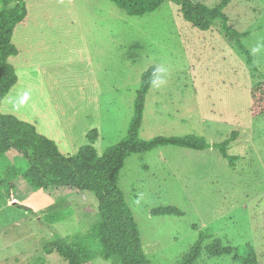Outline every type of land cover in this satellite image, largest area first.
<instances>
[{
    "label": "rangeland",
    "instance_id": "rangeland-1",
    "mask_svg": "<svg viewBox=\"0 0 264 264\" xmlns=\"http://www.w3.org/2000/svg\"><path fill=\"white\" fill-rule=\"evenodd\" d=\"M192 1L213 8L222 0ZM26 4L28 20L13 38L20 54L11 60L19 82L2 113L34 125L65 157L88 146L103 155L127 135L142 74L164 69L165 83L147 96L139 137L195 135L216 145L237 132L230 146L237 161L230 167L214 148L174 147L126 160L119 186L148 263L179 264L203 232L213 237L206 244H252L264 264V115L250 116V89L264 80V0H233L226 9L231 27L247 33L242 43L257 71L218 28L193 29L170 1L142 18L109 0ZM93 131L100 135L95 144L88 140ZM14 156L0 159V179L10 164L24 169ZM14 182L13 202L24 209L0 193V264H67L45 246L58 236L88 234L100 222L95 195L57 187L40 194L22 176ZM57 204L60 219L49 224L44 215ZM162 207L182 216L151 215ZM92 264L111 263L97 257ZM197 264L234 263L204 253Z\"/></svg>",
    "mask_w": 264,
    "mask_h": 264
},
{
    "label": "trees",
    "instance_id": "trees-1",
    "mask_svg": "<svg viewBox=\"0 0 264 264\" xmlns=\"http://www.w3.org/2000/svg\"><path fill=\"white\" fill-rule=\"evenodd\" d=\"M109 1L129 17L136 18L154 13L164 2L170 1L177 6L181 18L193 29L205 33L218 28L225 39L234 43L251 69L257 71L252 52L242 43L247 33L232 28L226 14V9L233 0H222L213 8L203 1L192 0ZM28 16L26 0H0V159L14 154L15 162L21 159L25 164L24 169L16 163L10 164L11 166L3 171L0 179L1 199L24 209L13 202L14 180L19 176L40 194L52 187L92 193L98 201L100 222L95 224L88 234L67 238L58 236L46 244L45 253H57L67 264H92L97 257L111 264H149L142 249L139 226L119 186L126 160L132 155L148 153L162 147L197 152L214 148L230 167H235L237 157L230 154V146L238 138V133L234 132L230 138L216 145L208 143L204 137L195 135L142 140L139 133L144 119L146 99L154 86L153 73L157 69L152 66L141 76L134 115L127 135L109 147L103 155L88 146L81 148L73 156L65 157L56 142L42 135L34 125L1 111L4 99L19 82L16 67L11 63V60L20 54L13 38L16 28L25 25ZM250 107L251 118L256 119L264 115V80L250 89ZM99 138L97 131L88 135L91 144H95ZM59 206L60 204H57L49 209L56 208L57 211L53 212L56 213ZM53 213L44 215L49 224H55L60 219L57 213ZM151 215L168 217L182 216V213L176 208L162 207L153 210ZM211 239V235L201 232L198 241L181 257L179 264H197L204 253L211 258L232 257L234 264H258L259 257L252 244L226 247L220 239L206 244Z\"/></svg>",
    "mask_w": 264,
    "mask_h": 264
},
{
    "label": "clouds",
    "instance_id": "clouds-1",
    "mask_svg": "<svg viewBox=\"0 0 264 264\" xmlns=\"http://www.w3.org/2000/svg\"><path fill=\"white\" fill-rule=\"evenodd\" d=\"M253 51H256V49H254ZM163 72H164V69H162V68H157L154 71L153 80H152V83L154 86L159 87L165 83V79H164L163 75H161Z\"/></svg>",
    "mask_w": 264,
    "mask_h": 264
}]
</instances>
